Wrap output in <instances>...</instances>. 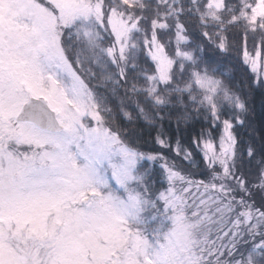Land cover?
Wrapping results in <instances>:
<instances>
[{
  "label": "snow or ice",
  "instance_id": "6c2138e0",
  "mask_svg": "<svg viewBox=\"0 0 264 264\" xmlns=\"http://www.w3.org/2000/svg\"><path fill=\"white\" fill-rule=\"evenodd\" d=\"M241 32L264 46V0H0V264H264V148L235 132L244 82L203 56ZM93 79L113 97L124 86L115 112ZM226 109L219 150L201 133V161L177 147L183 166L116 124L205 112L219 126ZM156 143L171 147L163 132ZM145 160L164 161L163 190Z\"/></svg>",
  "mask_w": 264,
  "mask_h": 264
},
{
  "label": "trees",
  "instance_id": "16d2710c",
  "mask_svg": "<svg viewBox=\"0 0 264 264\" xmlns=\"http://www.w3.org/2000/svg\"><path fill=\"white\" fill-rule=\"evenodd\" d=\"M188 18H185L187 20ZM171 23V22H170ZM187 32L190 40H196L199 42V33L202 29L199 28L198 24L195 22L186 23ZM175 28L174 23L172 24L171 31L163 30L162 36L165 41L171 38L172 48L175 47ZM150 35V34H149ZM260 34L256 33L255 36L251 32L248 34L247 40H245L243 32L238 36H230L229 42L231 47H229L227 53H215L211 46L205 48L204 60L209 62V67L214 64H223V70L227 72V75L232 77L234 81H243L245 85V92L243 99L247 101V111L241 114V118L244 120V125L241 127L236 126L235 132L238 139L252 143L255 145L259 152L264 148V87H260L258 80H264L263 75L259 72L253 71L249 64L244 63V52L247 51L249 56H253V52L260 51L264 52V46L260 43ZM191 44L186 46L185 50H190ZM140 64L144 68H150L152 62L150 57L147 56V50L144 49L140 53ZM203 67V65H202ZM216 78L221 77L220 73H215ZM254 82V87L247 88L249 79ZM140 84H144L143 78L140 80ZM90 86L98 92L99 95L105 97V106L112 108L116 111V105L118 104L121 97H123V85L120 86L118 94L113 97L111 93L112 85H103L99 80H90ZM140 99H143L141 95ZM131 111V109H128ZM169 111L168 108L164 109L166 114ZM226 115H221L219 126H214L212 118L205 112L192 113V116L187 121H181L177 124L175 116L168 118L165 115L163 121H154L149 123L144 119H140L135 125H128L126 121L122 118L116 120V124L120 127H135L136 135L132 137L133 146L137 147L139 151L144 153H160L169 162L175 161L177 164L184 165L182 159L183 153L177 154V147L185 150H190L193 154V158L197 161H201L202 152L200 145L198 148L194 143V138L204 134L203 139H212L215 148L216 144L220 140L222 130H223V119L228 118L231 115L226 109ZM163 132L165 139L170 143L171 147L162 148L156 143V136L158 133ZM164 163L163 160L158 161H141L140 167L147 168L149 171V181L153 184L155 189L163 190L167 186L166 181L163 179L164 173L161 165ZM191 171L194 173L193 179L202 180L206 179L208 176V170L201 163L200 167H192Z\"/></svg>",
  "mask_w": 264,
  "mask_h": 264
},
{
  "label": "rangeland",
  "instance_id": "374dc122",
  "mask_svg": "<svg viewBox=\"0 0 264 264\" xmlns=\"http://www.w3.org/2000/svg\"><path fill=\"white\" fill-rule=\"evenodd\" d=\"M42 2H44V0H42ZM250 57L252 59L256 60V72L257 73H261L264 77V52H260V51H255L253 52V56L250 55ZM249 66L252 68L251 64L249 63ZM222 135V134H221ZM219 144H220V140L218 141V143L216 144V149L217 151L219 150ZM194 191V190H193ZM201 191H203V189H201Z\"/></svg>",
  "mask_w": 264,
  "mask_h": 264
}]
</instances>
